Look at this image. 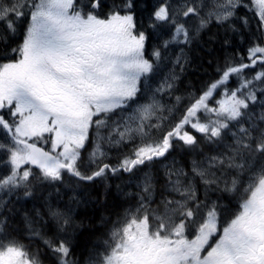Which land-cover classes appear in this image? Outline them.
Here are the masks:
<instances>
[{
  "label": "snow or ice",
  "instance_id": "snow-or-ice-1",
  "mask_svg": "<svg viewBox=\"0 0 264 264\" xmlns=\"http://www.w3.org/2000/svg\"><path fill=\"white\" fill-rule=\"evenodd\" d=\"M211 23L226 47L227 33L243 42L248 32L246 56L225 57L165 124L181 97L175 72L157 80L160 65L178 45L172 63L183 71L185 47ZM0 25V191L40 193L26 227L55 264H81L68 231L81 185L106 194L112 179L137 189L116 185L135 206L103 222L112 226L84 264H264V163L253 166L264 161V0H0ZM177 148L187 167L168 162ZM234 199L229 215L221 201ZM37 220L52 223V237ZM0 264H42L4 220Z\"/></svg>",
  "mask_w": 264,
  "mask_h": 264
},
{
  "label": "trees",
  "instance_id": "trees-1",
  "mask_svg": "<svg viewBox=\"0 0 264 264\" xmlns=\"http://www.w3.org/2000/svg\"><path fill=\"white\" fill-rule=\"evenodd\" d=\"M168 2L174 7L177 5L180 7L183 6V0H168ZM204 3L206 4L207 0H204ZM194 19V17H189L188 23H192ZM0 31H3L2 25H0ZM225 35L226 33L222 27L216 23H211L191 45L185 47L183 71L174 67L172 63L174 55L179 54L180 46L172 45L170 47L167 58L160 65V73L157 76V80L162 82L164 78L175 72L179 79L175 84L176 91L174 95L180 96L181 102L177 103L174 97L171 98L172 103H169L167 106L173 108V111L162 114L166 118L164 120L165 124L167 123V119L173 117L179 118L181 113L176 109L182 108L183 105L189 102L190 94H199L200 90H203L206 85L210 84L217 77L216 69L218 66L224 64L225 57L232 56L236 53L246 56V48L248 46L246 38L248 32L244 33L245 40L243 42L239 36L233 35L231 32L227 33L232 41L231 45L227 47L223 44ZM12 46H15L14 43ZM5 54L3 45H0V57H4ZM257 69H247L245 72L251 74L255 73ZM169 99L170 97L165 96L162 103L167 102ZM255 110L257 112L260 111L259 105L255 106ZM196 135L199 136L198 133ZM0 139H2V136H0ZM204 150L207 151L208 149L205 147ZM115 155L116 153L114 151L112 163L116 162ZM83 157L86 163L87 153H84ZM173 159L177 162V166L182 164L187 167L191 155L177 148L172 153V156L169 157L168 162L170 163ZM261 163H264V161L257 159L253 162V166L259 167ZM5 172L6 169L0 165V175H3ZM157 177L158 179L160 178L159 173H157ZM124 180H127L126 176ZM162 182V179H160L161 184ZM34 183L38 182L34 181ZM109 183L112 187L107 190L106 194L103 184L99 182L83 183L78 190L84 203L77 209L73 217V223L69 226L68 231L73 233L71 240L73 253L80 260L81 264H84L89 250L92 249L97 240L103 238L106 229L112 226L111 224L102 226L103 222L106 220L114 222L117 216L123 217L126 209L134 208L135 206V202L130 196H123L117 192L116 185L120 184L125 193H132L137 191V189L130 187L121 180L112 179ZM159 189L160 184L157 185L158 192ZM39 195L40 193L37 192L36 197ZM36 197L25 198L22 192L5 195L4 192L0 191V220L6 221V230L19 238L31 252H38L42 264H55L52 254L42 240L39 238H29V232L25 222V213H31L34 206H39L40 201ZM212 198L214 199L215 197L213 196ZM156 199L159 202V195H157ZM239 203L240 201L238 199L232 200L231 205L221 201V205L228 209L229 215L239 211ZM33 227L43 236L49 238L53 236L54 226L51 222L43 223L37 220L34 222Z\"/></svg>",
  "mask_w": 264,
  "mask_h": 264
},
{
  "label": "rangeland",
  "instance_id": "rangeland-1",
  "mask_svg": "<svg viewBox=\"0 0 264 264\" xmlns=\"http://www.w3.org/2000/svg\"><path fill=\"white\" fill-rule=\"evenodd\" d=\"M258 69H257V71L256 72H259L261 69L259 68V66L257 67ZM143 103V102H142ZM47 135V134H46ZM39 146H42V147H44L46 150L48 149V145H45V144H41V145H39Z\"/></svg>",
  "mask_w": 264,
  "mask_h": 264
},
{
  "label": "flooded vegetation",
  "instance_id": "flooded-vegetation-1",
  "mask_svg": "<svg viewBox=\"0 0 264 264\" xmlns=\"http://www.w3.org/2000/svg\"><path fill=\"white\" fill-rule=\"evenodd\" d=\"M65 179H68V177H66Z\"/></svg>",
  "mask_w": 264,
  "mask_h": 264
},
{
  "label": "water",
  "instance_id": "water-1",
  "mask_svg": "<svg viewBox=\"0 0 264 264\" xmlns=\"http://www.w3.org/2000/svg\"><path fill=\"white\" fill-rule=\"evenodd\" d=\"M39 146V145H38Z\"/></svg>",
  "mask_w": 264,
  "mask_h": 264
}]
</instances>
